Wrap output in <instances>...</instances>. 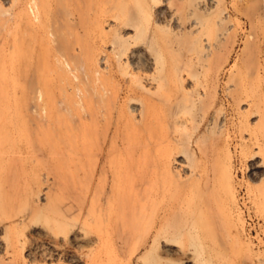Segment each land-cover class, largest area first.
Instances as JSON below:
<instances>
[{
  "label": "rangeland",
  "instance_id": "rangeland-1",
  "mask_svg": "<svg viewBox=\"0 0 264 264\" xmlns=\"http://www.w3.org/2000/svg\"><path fill=\"white\" fill-rule=\"evenodd\" d=\"M261 70L264 0H0V264H264V149L235 103ZM132 90L170 134L180 91L195 101L170 173L122 145Z\"/></svg>",
  "mask_w": 264,
  "mask_h": 264
},
{
  "label": "bare ground",
  "instance_id": "bare-ground-1",
  "mask_svg": "<svg viewBox=\"0 0 264 264\" xmlns=\"http://www.w3.org/2000/svg\"><path fill=\"white\" fill-rule=\"evenodd\" d=\"M43 12H44V10L42 8L40 9L38 7L36 10H34V15H35V17H38ZM44 28H45V26H44L43 22H39L38 23V29H44ZM260 75L262 77L264 76V70H261ZM162 80L160 79L158 82L157 91L158 92H161L162 90H163L162 92L165 91L164 93H162V99L164 100L165 103H169L171 101V97H172L169 94V86L168 85H169L170 81L168 82V80L167 81L166 80L162 81ZM173 81L175 82L174 83L175 89L178 87L180 88L175 77H174ZM235 89L237 91L236 93H238V95H236L237 97L235 98V100H236L235 103L238 106L239 105H245L246 109H247V112H246L247 120H246V122L248 124V128H249L248 130L250 132L249 133L250 134L249 139L251 140V142H253V144L255 146L260 147L262 150V148L264 149V125H263V120H264V80L261 79L260 82H258L257 86L253 85V84H250L248 86L237 85ZM236 93H234V94H236ZM179 95H178L179 98L177 99V102L179 103V109L177 112H175V113L173 112V115L170 118V121H171L170 125H172L173 134H170V132H169V129L166 125V122H167L166 115L163 114L161 109L158 108L154 104L153 105L146 104L141 99H138V97H136V92L133 90L127 96V99L131 103L132 113L135 114L137 109L139 107L140 108L142 107V110H140L141 111L140 116L136 117V116H133L134 115L133 114L130 117L129 116L125 117V116H123L124 113L122 111H120V113L118 115L119 118L117 121L118 124L122 126V129H121V132H122L121 134L123 137L122 141H121L122 145H127V147H128L131 144H133L136 140H139V141L145 142L146 145L147 144L154 145V148L156 146L154 162H156L157 164H160L161 169L168 171V172L170 170L169 165L171 163L170 162L171 157L173 155L177 156L176 153L173 151L174 150L173 147H176L177 143L178 144L180 143V145H181L183 143L182 141H184L183 139L185 137L186 138L188 137V136L184 135V131H186L185 128L187 127L186 126L187 122L192 119V115L190 114L191 111L193 109L194 110L196 109L195 105H194L195 104L194 100L190 99L191 100L190 101L189 99H187V97L183 93H181V91H180ZM199 95H200V93H199ZM104 96H103V118H105L104 121L107 122V118L111 114L110 111H112V110H110L109 106L111 103H113V104L115 103V105H116L118 103L117 102L118 98H113L110 100L109 98L105 99ZM73 97L71 96V97L67 98L69 105H71V106L72 105H74V106L79 105V106H81L79 108H83V109H84V107L86 108L89 105V100L87 99V97L83 96L84 98H82L80 100L77 98H73ZM51 98L50 97L45 98L46 100H44L43 104L41 105L42 106V110L40 113L41 117L43 119L47 120L48 123H52L53 118L57 116V118H58L57 123H55L53 121L55 123V125H57V127L59 129L62 127H65L66 129H68L67 131H71V130H69L70 124H68V121L66 120L65 117L63 118V115L62 116L60 115L61 112L57 110L56 103L53 100L54 98L53 99H51ZM176 98H177V96H176ZM7 99H9V97ZM175 104H176V102H175ZM175 106H178V104ZM89 114L91 115V113H89ZM78 115H79L80 120H82V115L80 113L77 114V116ZM136 121H140V123L136 122ZM108 122H109V119H108ZM54 123H52V125ZM140 125H142V126H140ZM121 126L119 128H121ZM51 128H52V130L54 129L53 127H51ZM74 129H73V131H74ZM54 131H56V130L54 129L53 133H54ZM179 131H181V132H179ZM172 148H173V150H172ZM168 172H167V174H168ZM128 193H129V191H128ZM123 200H124V198H123ZM124 201L126 202V200H124ZM263 202H264V200H263ZM124 207L127 211L128 206L126 203L124 204ZM132 208H133V206H132ZM127 212H129V211H127ZM132 213H134V212H132ZM105 218L103 215V225L107 221ZM158 231L159 232H157L158 233L157 237L159 235H162V234H163L162 236H164V234L166 233V228L163 226ZM185 234L190 235V237H195V236H197V231L194 228H191L190 230L185 232ZM104 235L105 234L103 231V236Z\"/></svg>",
  "mask_w": 264,
  "mask_h": 264
}]
</instances>
